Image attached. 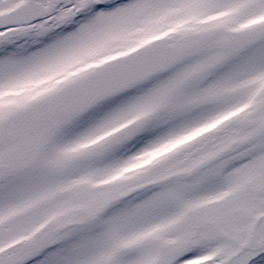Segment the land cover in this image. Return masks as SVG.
Listing matches in <instances>:
<instances>
[{"label": "snow or ice", "instance_id": "6c2138e0", "mask_svg": "<svg viewBox=\"0 0 264 264\" xmlns=\"http://www.w3.org/2000/svg\"><path fill=\"white\" fill-rule=\"evenodd\" d=\"M0 264H264V0H0Z\"/></svg>", "mask_w": 264, "mask_h": 264}]
</instances>
